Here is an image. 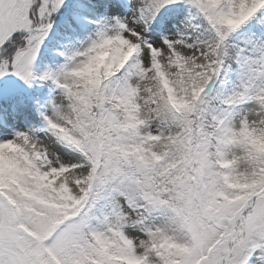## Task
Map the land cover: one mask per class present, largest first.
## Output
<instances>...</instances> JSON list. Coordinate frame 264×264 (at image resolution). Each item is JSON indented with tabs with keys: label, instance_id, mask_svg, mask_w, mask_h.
Wrapping results in <instances>:
<instances>
[{
	"label": "snow or ice",
	"instance_id": "1",
	"mask_svg": "<svg viewBox=\"0 0 264 264\" xmlns=\"http://www.w3.org/2000/svg\"><path fill=\"white\" fill-rule=\"evenodd\" d=\"M0 264H264V0H0Z\"/></svg>",
	"mask_w": 264,
	"mask_h": 264
}]
</instances>
